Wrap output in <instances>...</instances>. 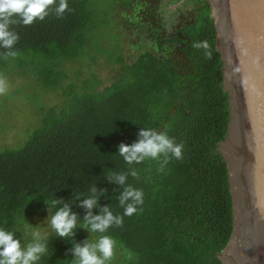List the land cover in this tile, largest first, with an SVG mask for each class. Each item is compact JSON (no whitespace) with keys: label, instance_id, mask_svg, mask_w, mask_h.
Listing matches in <instances>:
<instances>
[{"label":"trees","instance_id":"obj_1","mask_svg":"<svg viewBox=\"0 0 264 264\" xmlns=\"http://www.w3.org/2000/svg\"><path fill=\"white\" fill-rule=\"evenodd\" d=\"M170 1L175 9L194 6L172 38L137 20L142 0H66L61 15L55 0L43 20L11 25L16 55L0 48V63L28 61L33 80L62 102L15 147L0 148V225L17 237L27 239L19 220L31 225L64 204L79 223L89 211L80 201L95 195L93 215L107 206L122 216L107 233L117 242L112 264H222L233 226L217 150L230 114L222 61L209 2ZM201 42L207 47H194ZM173 43L175 54L167 52ZM102 67L114 74L102 79ZM142 127L166 131L182 145L181 157L162 170L150 159L126 164L118 146L135 141ZM119 173L124 184L110 179ZM126 185L143 192L129 216L119 204ZM96 235L79 226L71 237L54 233L39 264H70L73 242Z\"/></svg>","mask_w":264,"mask_h":264},{"label":"water","instance_id":"obj_2","mask_svg":"<svg viewBox=\"0 0 264 264\" xmlns=\"http://www.w3.org/2000/svg\"><path fill=\"white\" fill-rule=\"evenodd\" d=\"M207 1L230 109L217 150L226 162L233 226L218 258L264 264V0Z\"/></svg>","mask_w":264,"mask_h":264},{"label":"clouds","instance_id":"obj_3","mask_svg":"<svg viewBox=\"0 0 264 264\" xmlns=\"http://www.w3.org/2000/svg\"><path fill=\"white\" fill-rule=\"evenodd\" d=\"M55 0H0V48L9 49L8 56H15L12 47L18 40V34L11 25L20 23L30 25L34 20H43ZM67 8L66 0L55 2V13L61 15ZM194 47H207L203 42L194 43ZM137 139L131 144L120 143L119 155L126 164H139L146 159L157 161L158 170H162L170 158L179 159L182 155V145L174 142L166 131H157L154 128L142 127ZM136 175L133 170L130 173ZM119 184H124L125 175L122 173L110 176ZM90 191L94 192L95 189ZM59 201L52 200L53 206ZM143 203V192L132 185H126L119 196V204L123 206V216L138 212V205ZM89 211L78 223L77 214L68 204L55 207V210L46 218L47 226L60 237H71L76 227L87 228L90 234H97L94 240L84 243L73 242L70 264H112L116 255L117 242L107 234L110 227L122 223L121 214L114 215L107 206L101 208L100 213L93 215L91 209L97 204V197L90 195L80 201ZM25 230L27 239L16 236L15 229L0 225V264H39L48 251V232L42 228L31 226L24 218L18 221Z\"/></svg>","mask_w":264,"mask_h":264},{"label":"rangeland","instance_id":"obj_4","mask_svg":"<svg viewBox=\"0 0 264 264\" xmlns=\"http://www.w3.org/2000/svg\"><path fill=\"white\" fill-rule=\"evenodd\" d=\"M193 15L192 4L175 9L170 0H142L140 8L135 13L137 20L142 21L147 29L158 28L167 38L174 37L179 27L191 21ZM146 35L151 39L150 33ZM177 49L173 43L167 52L175 54ZM18 62L0 63V148L15 147L47 113L56 110L62 104L53 94L44 92L41 84L33 80L28 61ZM99 71L104 80L114 74L109 68L102 67ZM49 215L50 213H44L31 224L47 231L49 233L47 240L55 233L47 226L46 218ZM21 233L25 236L24 228Z\"/></svg>","mask_w":264,"mask_h":264}]
</instances>
